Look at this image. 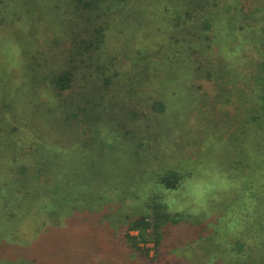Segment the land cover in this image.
<instances>
[{"label": "rangeland", "instance_id": "1", "mask_svg": "<svg viewBox=\"0 0 264 264\" xmlns=\"http://www.w3.org/2000/svg\"><path fill=\"white\" fill-rule=\"evenodd\" d=\"M115 1L98 49L73 0H0V264H264V0ZM114 91L115 125L85 138L65 118ZM156 208L160 240L133 246Z\"/></svg>", "mask_w": 264, "mask_h": 264}, {"label": "trees", "instance_id": "2", "mask_svg": "<svg viewBox=\"0 0 264 264\" xmlns=\"http://www.w3.org/2000/svg\"><path fill=\"white\" fill-rule=\"evenodd\" d=\"M119 3L124 4L127 0H116ZM115 1V2H116ZM100 2V1H99ZM74 6L77 10H79V18L77 19H82L83 17V23L86 27H94L93 33L96 35V40L98 42V49L100 48V41L102 40V35H103V28L97 26V20L96 18L99 17L101 13H105L102 8L98 6V0H73ZM115 5H119L118 3H115ZM124 5L121 6L119 5L117 8H115V15L118 13H124L121 12L124 9ZM189 16H192L195 12L189 11L188 12ZM245 13V12H243ZM246 17V14H244V18ZM76 17L74 18V23ZM181 24V21H179ZM204 23L206 26L210 25V21L204 20ZM179 24V25H180ZM85 48V47H84ZM81 48L80 53L82 51ZM114 50V49H112ZM126 48L118 47V53L113 57V58H100L98 65L96 67H99V72L101 76L105 77V83L106 85L108 83H112L115 86V68L123 63V57L127 56L130 57L126 54L125 52ZM196 52V51H195ZM189 55V52L185 51ZM131 58V57H130ZM109 71L111 73H109ZM75 81V74L72 70H62L59 73L55 74L51 79H50V85L54 89L55 96L57 100H68L69 96L66 93L70 88H72L73 83ZM119 85L122 83V80L120 79L117 81ZM95 91H98L100 84L99 81H94L93 82ZM114 95V99L112 101H103L100 105H103L102 107V112H93V108H88L87 104H92L94 103V100L90 99H83L82 101L84 104L82 105V111H66L65 112V118L69 120H72L75 123V128L81 131V134L86 138V134H89L88 136L91 137V134L94 132L98 131L101 129L102 125L105 123H111L115 125V112L113 113L111 110V107H115V99L118 97L122 96L121 94H118L115 91L112 93ZM71 103V102H70ZM99 104V102H98ZM98 105V106H100ZM125 105L124 103H121L119 105V108H123ZM111 117V118H107ZM104 124V125H105ZM101 125V127H100ZM162 185L166 187L167 189H175L179 182H180V175L176 171H168L164 174V176L159 178ZM166 208H156L154 214L151 216H148L149 214H144L136 217L132 222H131V229L133 230H139V237L135 236L131 233L127 234L128 242L131 243L133 246L137 247L139 244V239H144L146 240L147 235L149 234H155L156 237L160 240V237L162 235V229L163 227L160 226L159 224V219L163 220L164 218H167L165 216V210ZM154 211V208H153ZM155 219V220H154ZM154 220V221H153ZM152 227V231L148 230ZM261 228V227H260ZM257 229V228H255ZM234 250V249H233ZM258 260V259H257ZM247 264V263H245Z\"/></svg>", "mask_w": 264, "mask_h": 264}]
</instances>
